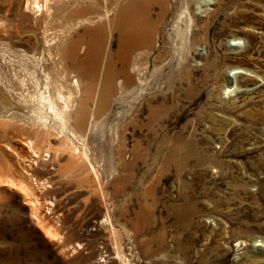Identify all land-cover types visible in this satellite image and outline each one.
<instances>
[{
  "label": "rangeland",
  "instance_id": "rangeland-1",
  "mask_svg": "<svg viewBox=\"0 0 264 264\" xmlns=\"http://www.w3.org/2000/svg\"><path fill=\"white\" fill-rule=\"evenodd\" d=\"M26 1L0 0L1 76L15 82L21 57H48L43 27L65 56L78 37L82 58L85 30L102 23L99 72L91 87L84 81L91 108L107 62L113 84L100 119L105 131L80 133L87 137L85 150L77 143L87 155L81 178L65 167L70 134L59 135L51 117L45 132L30 112L36 102L20 100L24 120L0 128V155L18 174L45 180L36 195L43 210L53 201L46 216L66 244L49 241L29 202L2 185L0 264H264V0H140L152 37L127 56L112 20L129 0H55L50 14L37 15ZM57 5L79 15L61 20ZM233 68L244 73L229 76ZM232 83L234 94L221 96ZM0 94H8L1 81ZM27 140L48 155L33 156Z\"/></svg>",
  "mask_w": 264,
  "mask_h": 264
},
{
  "label": "bare ground",
  "instance_id": "bare-ground-1",
  "mask_svg": "<svg viewBox=\"0 0 264 264\" xmlns=\"http://www.w3.org/2000/svg\"><path fill=\"white\" fill-rule=\"evenodd\" d=\"M54 1L55 0H27L26 9L30 12H34L36 15L43 12L50 14ZM55 10H59L61 12V20L64 18V15H70L71 12H73L75 15H79L80 12L79 8L70 10L65 8L63 5H57ZM26 15L30 16L29 14ZM147 15L148 12L145 9L144 4H141L140 0H129L128 4L119 7L115 17L113 18L112 24L119 28L121 35V45L119 48L121 47L123 53H125L126 56L127 53L133 51L137 44L140 43L143 45H148L150 43L153 25L146 26L145 23V25L143 24V20L146 19L145 17ZM139 19L142 23L141 25H136L135 22ZM106 22L108 25V16ZM105 27V24L101 23L92 29L85 30V32L90 34V38L88 41L87 51L82 58L78 56L80 44V39L78 37L72 39L69 42L67 46L68 54L65 56L64 46L62 47L59 42L60 40L57 44L56 33L51 31L50 28L43 27V34L45 37L44 44L48 50V57L46 59L33 58L32 62H28L21 57L20 59L22 60L20 61V68L23 72H21L16 77L15 82L8 79L6 75H0V81L2 84H5L8 92L6 96H2L0 94V128L7 130L8 127L10 128L11 126H16V121L24 120L25 114L20 113L18 110V104L20 100H24L25 102H36L38 105L37 108L35 110H31L30 112L37 119V122L40 123V127H43L45 132H47L46 130L49 129L48 120L51 117L58 122V126L55 129L58 130L59 135L61 133L70 134L67 137V142L65 141L66 145L64 144L65 147L63 148V151H66L67 154V162L65 167L68 168V176L73 175L77 178H79L84 172L82 166L85 159H87L85 151H81L80 146L77 145L78 143L79 145L83 146V150L86 149L85 139L87 137H85L86 135L84 136L80 133H87L89 135L88 132H90V134H97L98 131H105L100 124L102 123L100 119L104 116L103 113L106 111L103 110V108L108 101V90L112 88L113 77L111 74L114 72L112 67H108V62L106 66L104 65L105 68L99 81V85L101 87V94L98 100L99 102L96 100L97 104L94 106V108H91L88 100L84 98L85 96H83L85 89L84 81H88V86L91 87L92 81L99 72L98 58L101 57L100 54L102 53V33H104V30L106 29ZM59 32L62 33V31ZM51 51H55L57 53V58L51 56ZM126 56H124L121 69L124 72V75H126L128 78V72L126 69L128 62H126ZM22 61H25L30 65L26 66L22 63ZM47 62L50 63L49 69L45 66ZM4 64L10 65L11 59L5 61ZM85 64L88 66L86 67ZM71 72H75V74L69 76ZM239 73H244L243 69L233 68L229 70V76H235ZM29 83L33 85V92L29 90ZM235 89L236 86H234L233 83L228 86L225 85L221 91V96L223 95L225 97H229L230 95L234 94L233 92ZM6 104H8V106ZM96 114H99V116H95ZM30 124L34 126L32 121ZM71 139H74L75 141ZM26 144L33 156L41 157L44 152L45 156L48 155L47 152L49 150L39 151V148H37V146L31 140H27ZM58 151L59 150H55L53 155L56 156L60 154ZM8 160L0 155V186L7 185L17 188L23 199L29 202L30 214L36 220V223L42 230L43 235L54 244L57 243L60 245L59 243H63L64 241H62L63 236H61L58 226L52 224V222L46 216L53 205V201L49 200L47 206L45 205V210L41 209L44 207L43 204H46V202L42 204L39 201L35 191L36 187L38 188V184H45V180L37 181V179H35L33 176L34 174H29V172L22 169V167L21 170H24V172H19V168L18 174V165H14ZM86 162L87 161H85V163ZM98 178L99 177L96 172L95 180ZM255 245L260 244L256 243ZM68 246L73 251L77 248H80L79 243H76L72 247L70 245ZM116 255L122 263L123 257L122 254L119 253L118 248L116 250ZM100 261H102V258Z\"/></svg>",
  "mask_w": 264,
  "mask_h": 264
},
{
  "label": "water",
  "instance_id": "water-1",
  "mask_svg": "<svg viewBox=\"0 0 264 264\" xmlns=\"http://www.w3.org/2000/svg\"><path fill=\"white\" fill-rule=\"evenodd\" d=\"M25 209H26L27 213L30 214L29 207H27V208L25 207ZM61 245H62V244H60L59 247H61ZM61 248H62V247H61Z\"/></svg>",
  "mask_w": 264,
  "mask_h": 264
},
{
  "label": "crops",
  "instance_id": "crops-1",
  "mask_svg": "<svg viewBox=\"0 0 264 264\" xmlns=\"http://www.w3.org/2000/svg\"><path fill=\"white\" fill-rule=\"evenodd\" d=\"M59 244H62V245H61V247L63 246L62 248H64V247H65V244H64V242H63V243L61 242V243H59Z\"/></svg>",
  "mask_w": 264,
  "mask_h": 264
}]
</instances>
